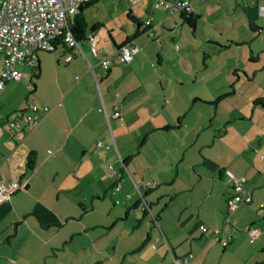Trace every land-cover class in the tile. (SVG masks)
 I'll return each mask as SVG.
<instances>
[{
  "label": "crops",
  "instance_id": "1",
  "mask_svg": "<svg viewBox=\"0 0 264 264\" xmlns=\"http://www.w3.org/2000/svg\"><path fill=\"white\" fill-rule=\"evenodd\" d=\"M106 1L116 12L126 9L123 0ZM190 1L198 17L215 15L212 31L201 32L200 44L211 46L202 48L201 63L193 43L179 55L162 53L164 29L175 30L170 17L175 25L185 22L180 13L177 23L174 13L141 0L130 2L136 9L128 12L141 22L151 19L155 36L141 25L133 37L137 26L127 12L125 22L106 30L96 22L69 62L67 46L39 51L36 67L21 66L30 72L21 70L19 81L6 84L0 180H19L25 188L0 200V264H184L188 253L191 264H264V107L254 103L264 99V86L257 81V89L242 90L258 74L264 78V0ZM119 25L123 35L113 34ZM198 27L196 21L192 32ZM90 35L100 52L92 51ZM127 38L137 51L121 64L116 46ZM248 48L245 66L206 62L225 50L237 61ZM106 56L113 60L103 68ZM32 98L50 111L33 130L23 123L12 133L7 120L28 112ZM225 170L244 177L251 195L229 215L235 225L224 222L233 194ZM250 227L260 230L253 242ZM215 229L230 238L225 247L212 239Z\"/></svg>",
  "mask_w": 264,
  "mask_h": 264
},
{
  "label": "built area",
  "instance_id": "2",
  "mask_svg": "<svg viewBox=\"0 0 264 264\" xmlns=\"http://www.w3.org/2000/svg\"><path fill=\"white\" fill-rule=\"evenodd\" d=\"M90 0H0V59L2 67L0 69V93L9 82H17L22 77L21 66L36 67L37 53L39 51H53L54 42L60 38L66 42L71 49L65 58L69 62L74 54L79 52V44L75 41L68 26V19L78 10V8ZM136 3L141 0H127ZM155 8L163 7L170 14L174 12L192 13L194 11L190 0H154ZM149 27V28H147ZM144 28L149 30V36H155L156 25L151 19L147 18L144 22ZM94 53L100 52L95 48L97 44L93 35L89 36ZM137 48L132 44L120 47L114 55V58L121 64L130 63L134 57ZM113 56H106L100 60V66L107 68L112 63ZM50 111L47 105L39 106L34 98L29 104V111L19 113V117L7 120L6 125L12 133L22 130L23 123L33 130L38 126L41 119ZM114 117H120L116 110ZM102 146L101 143H97ZM111 148V145H106ZM111 171L112 168H111ZM227 182L233 188V194L227 199L228 216L224 222L235 225V220L231 215L238 205L251 202L250 193L243 188L245 178L237 176L235 173L225 170ZM24 183L19 180H0V200L9 198L15 192L23 190ZM119 186L114 187V192L118 191ZM142 209H147L141 194ZM145 204V205H144ZM264 208V202L260 204ZM148 210V209H147ZM201 232L206 233L208 228L204 225L199 226ZM249 234V241L253 242L260 235V230L255 227L246 228ZM221 230L215 229L212 232V239L226 246L230 240L222 239ZM193 255L188 253L184 256V264H191ZM177 264L179 262L177 261Z\"/></svg>",
  "mask_w": 264,
  "mask_h": 264
},
{
  "label": "rangeland",
  "instance_id": "3",
  "mask_svg": "<svg viewBox=\"0 0 264 264\" xmlns=\"http://www.w3.org/2000/svg\"><path fill=\"white\" fill-rule=\"evenodd\" d=\"M122 3L126 6L125 11L120 10L119 12H116L115 9L113 7H111L106 0H101L100 2L96 3V4H92L90 5L86 12H85V18L87 19L88 25L90 26L91 24H93L94 22H98L100 24H103L104 27L101 28L100 30H106V28H110L111 26L114 25V23L118 24L119 20H124V22L126 21V13L129 10V7H135L134 4H130L129 1L127 0H123ZM137 8L140 10V13L142 16H144V3L140 2L137 5ZM136 9V7H135ZM179 13L180 12H174L175 16H176V22H180V18H179ZM213 14H211L209 16L208 19L200 16L197 19V24L199 25L198 29H196V31L193 33L192 30L190 29V27H188L186 24H179L175 25V22H173V19L170 17V24L173 26V28H175L174 33H170L167 29H164V32L166 34L169 35L168 37V42L165 44H161L162 45V53H166V51H168L169 53H176L177 55H179L182 52V45L186 44V43H193V48L196 49V56L198 57V62H202V54H203V47H211L209 45L205 46L203 44H200V42L203 40V37H201V32L204 31L205 33H208L209 31H212V27L209 24L210 22H213ZM114 32L113 34H119V35H123L124 33V29L119 25L118 29L114 28ZM181 33V40L178 42V36H180ZM197 34V35H196ZM109 39L107 33H106V39ZM175 40V41H173ZM158 41V40H156ZM85 41H82V43H84ZM159 42V41H158ZM160 43V42H159ZM246 46V45H245ZM185 47V46H184ZM183 47V48H184ZM201 48V49H200ZM235 48V47H233ZM98 50V49H97ZM249 51L246 49H243V55L239 54V59L237 61H234V58H236V54L235 57H232L231 54L235 53L232 52V50H225L223 52H218L215 53L214 56H212V58H208L206 62L210 65L213 66V68H217V64L219 63H240L241 65L245 66L244 60L246 58V53ZM209 52V51H208ZM49 54H57L56 51L49 53ZM187 54V53H186ZM194 53H189V57L192 58ZM245 54V55H244ZM156 59V58H155ZM187 60V57H186ZM178 61V60H177ZM247 61V60H246ZM154 64H157L156 61H154ZM172 62H174V64H176V61H169V64H171ZM51 67L53 65V63H50ZM62 66H65L64 64H61ZM53 69V68H51ZM21 70L23 72H30L29 68H21ZM53 74V73H51ZM49 73H45L43 75L42 78H40V80L42 81H46L47 77H48ZM262 73L258 74L255 79L253 81H250L249 83L246 82L243 86H242V90L243 93L248 94L251 91V86L252 89L255 88L257 89L258 84L257 81H259L261 83V85L264 86V78H261ZM213 77L216 78L217 80L219 79L220 75L217 74L216 72L213 73ZM35 80V78H33ZM247 81V78H246ZM139 195V194H138ZM256 228V227H255ZM259 229V228H257Z\"/></svg>",
  "mask_w": 264,
  "mask_h": 264
},
{
  "label": "trees",
  "instance_id": "4",
  "mask_svg": "<svg viewBox=\"0 0 264 264\" xmlns=\"http://www.w3.org/2000/svg\"><path fill=\"white\" fill-rule=\"evenodd\" d=\"M153 2H154V0H153ZM92 4H93V1L90 0L89 2H87L84 5L80 6L78 8V10L68 19V26H69V28L71 30V33H72L75 41L78 44H79V42H81V41L86 39V31L87 30H89L90 32H95L96 29L99 27L98 23H94V24H91L89 26L88 22H87V20L85 18L84 11H85V9L87 7H89ZM152 7L154 9H157V8H155L153 6V4H152ZM180 14H181V17H182L183 21L185 22V24L188 27H190L191 30L194 31V29L196 28V21L198 19V15L196 13H194V11L192 13H180ZM127 17H128V20H130L131 22L135 23L136 26H137V29H136V31L133 34V37H136L140 33L138 27H140L141 25H144L145 21L141 22V20L138 19L131 11L128 12ZM147 28H149V27H147ZM147 28L143 31V33H145L146 35L149 36V30ZM153 32L155 33L156 31H153ZM149 37H151V36H149ZM127 42H128V38L121 45H119V46L117 45L116 46L117 50L120 47L125 46ZM61 45L67 46L66 42H64L62 39H60V38L56 39L55 42H54V50L57 49ZM67 47L69 48V46H67ZM204 57H205V55H204ZM254 103L261 104L264 107V99L258 98V99H256L254 101ZM34 159H35L34 154L33 153L29 154L28 162H27V166H28L29 169H33L34 168V164H35Z\"/></svg>",
  "mask_w": 264,
  "mask_h": 264
}]
</instances>
